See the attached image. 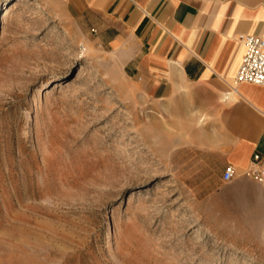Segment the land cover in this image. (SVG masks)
<instances>
[{
  "label": "rangeland",
  "instance_id": "rangeland-1",
  "mask_svg": "<svg viewBox=\"0 0 264 264\" xmlns=\"http://www.w3.org/2000/svg\"><path fill=\"white\" fill-rule=\"evenodd\" d=\"M92 33L63 0H0V264H264L183 115Z\"/></svg>",
  "mask_w": 264,
  "mask_h": 264
},
{
  "label": "crops",
  "instance_id": "crops-1",
  "mask_svg": "<svg viewBox=\"0 0 264 264\" xmlns=\"http://www.w3.org/2000/svg\"><path fill=\"white\" fill-rule=\"evenodd\" d=\"M63 1L87 35L95 31L112 47L129 46L127 71L147 100L183 115L197 136L202 168L215 162L223 181L229 165L242 173L255 155L264 164V86L232 89L245 55L241 36L264 38V0ZM231 184L235 190L211 199L227 215L257 217L264 239V183L241 175Z\"/></svg>",
  "mask_w": 264,
  "mask_h": 264
},
{
  "label": "built area",
  "instance_id": "built-area-1",
  "mask_svg": "<svg viewBox=\"0 0 264 264\" xmlns=\"http://www.w3.org/2000/svg\"><path fill=\"white\" fill-rule=\"evenodd\" d=\"M245 55L241 66L233 79L234 92L243 83L264 86V38L258 35H242ZM241 175L247 176L257 183H264V164L260 155L253 157L252 165L242 173L233 165L226 167L222 174L225 183H231Z\"/></svg>",
  "mask_w": 264,
  "mask_h": 264
}]
</instances>
